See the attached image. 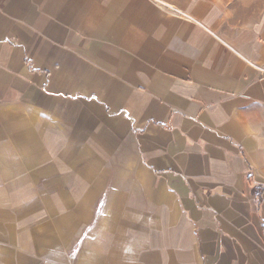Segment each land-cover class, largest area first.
<instances>
[{
    "label": "crops",
    "instance_id": "obj_1",
    "mask_svg": "<svg viewBox=\"0 0 264 264\" xmlns=\"http://www.w3.org/2000/svg\"><path fill=\"white\" fill-rule=\"evenodd\" d=\"M52 255L264 264V0H0V264Z\"/></svg>",
    "mask_w": 264,
    "mask_h": 264
},
{
    "label": "rangeland",
    "instance_id": "obj_2",
    "mask_svg": "<svg viewBox=\"0 0 264 264\" xmlns=\"http://www.w3.org/2000/svg\"><path fill=\"white\" fill-rule=\"evenodd\" d=\"M58 258H59L58 256L52 255L53 261L51 264H60ZM34 259H35V263H37V264H45V262L43 260H42V262H37L38 259H36V258H34Z\"/></svg>",
    "mask_w": 264,
    "mask_h": 264
},
{
    "label": "trees",
    "instance_id": "obj_3",
    "mask_svg": "<svg viewBox=\"0 0 264 264\" xmlns=\"http://www.w3.org/2000/svg\"><path fill=\"white\" fill-rule=\"evenodd\" d=\"M250 181H251V178H250ZM260 199H261V195L259 196V199H258V203L260 204Z\"/></svg>",
    "mask_w": 264,
    "mask_h": 264
}]
</instances>
